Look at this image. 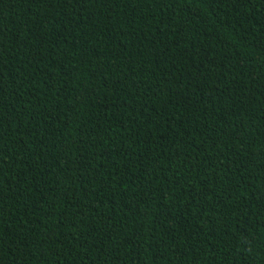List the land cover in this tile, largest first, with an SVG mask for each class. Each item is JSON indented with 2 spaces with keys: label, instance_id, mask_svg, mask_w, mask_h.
I'll list each match as a JSON object with an SVG mask.
<instances>
[{
  "label": "trees",
  "instance_id": "16d2710c",
  "mask_svg": "<svg viewBox=\"0 0 264 264\" xmlns=\"http://www.w3.org/2000/svg\"><path fill=\"white\" fill-rule=\"evenodd\" d=\"M0 57V264H264V0H0Z\"/></svg>",
  "mask_w": 264,
  "mask_h": 264
},
{
  "label": "snow or ice",
  "instance_id": "6c2138e0",
  "mask_svg": "<svg viewBox=\"0 0 264 264\" xmlns=\"http://www.w3.org/2000/svg\"><path fill=\"white\" fill-rule=\"evenodd\" d=\"M41 2L42 3H44V2H49V0H41ZM74 2H82V0H74ZM200 2H204V0H200ZM210 2H215V3H220V0H210ZM224 2H225V4H227V2H228V0H224ZM240 23H241V26H244V23H243V21L241 20L240 21ZM0 59H2V57H0ZM100 71L102 72L103 71V68L101 67L100 68ZM67 75V74H66ZM107 74H105V76H106ZM65 83H67V80H65ZM0 91H2V86H0ZM85 91L87 92V89H85ZM89 96H90V93H89ZM49 103H50V101H49ZM12 122V121H11ZM150 122H152V121H150ZM109 155H111V154H109ZM211 166V165H210ZM116 175H119L120 174V169L118 168L117 169V171H116V173H115ZM110 175H112L111 173H110ZM204 177H207V172L205 171L204 172ZM113 181H110V183H112ZM211 183V181H208L207 179H205V186H204V192H202V193H200L199 195L201 196V197H203V196H205V195H207V189H208V184H210ZM56 191H57V193H59V189H56ZM196 196H192L191 197V199L194 201V200H196ZM204 211H207V209L206 208H204ZM197 219L198 220H204L205 219V217L204 216H199V217H197ZM189 227H192V225H189ZM169 234H171V233H169ZM197 235H199V232H197ZM174 239H176V240H178L179 239V234H177L175 237H174ZM193 251H195V249H193Z\"/></svg>",
  "mask_w": 264,
  "mask_h": 264
}]
</instances>
